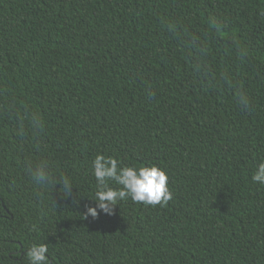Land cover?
Returning <instances> with one entry per match:
<instances>
[{"label":"trees","instance_id":"1","mask_svg":"<svg viewBox=\"0 0 264 264\" xmlns=\"http://www.w3.org/2000/svg\"><path fill=\"white\" fill-rule=\"evenodd\" d=\"M0 264H264V0H0Z\"/></svg>","mask_w":264,"mask_h":264}]
</instances>
